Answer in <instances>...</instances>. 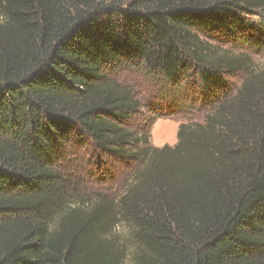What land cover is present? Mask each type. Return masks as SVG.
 Segmentation results:
<instances>
[{
	"label": "trees",
	"instance_id": "trees-1",
	"mask_svg": "<svg viewBox=\"0 0 264 264\" xmlns=\"http://www.w3.org/2000/svg\"><path fill=\"white\" fill-rule=\"evenodd\" d=\"M248 49L264 50V0H0V264H122L123 221L137 264H264V67ZM125 69L203 121L151 145L125 124L153 103ZM78 149L138 161L134 182L79 197L63 165Z\"/></svg>",
	"mask_w": 264,
	"mask_h": 264
},
{
	"label": "rangeland",
	"instance_id": "rangeland-1",
	"mask_svg": "<svg viewBox=\"0 0 264 264\" xmlns=\"http://www.w3.org/2000/svg\"><path fill=\"white\" fill-rule=\"evenodd\" d=\"M237 52L242 53V50ZM248 52L251 50L248 49ZM249 55L257 69L264 67V50L254 49ZM118 78L133 88L143 102L153 100L151 110L145 106L141 107L133 119L125 122L132 130L145 129L151 145L159 148L165 145L173 147L178 143L181 123L203 121L198 116L186 118L183 108L174 105L172 98L164 99L158 95L160 84L150 85L138 71L125 69L118 74ZM238 79L240 80V76ZM92 154L88 150H72L63 160L65 174L75 182V191L79 197H117L134 182L132 176L140 166L138 161L125 162L108 154ZM115 237L125 252L122 264H137L135 255L138 244L131 226L126 221L116 227Z\"/></svg>",
	"mask_w": 264,
	"mask_h": 264
}]
</instances>
